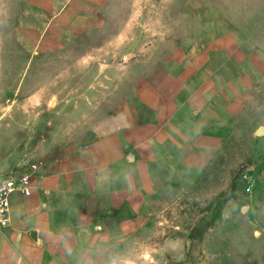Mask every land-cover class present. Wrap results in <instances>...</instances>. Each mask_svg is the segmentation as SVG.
Returning a JSON list of instances; mask_svg holds the SVG:
<instances>
[{
  "label": "crops",
  "instance_id": "crops-1",
  "mask_svg": "<svg viewBox=\"0 0 264 264\" xmlns=\"http://www.w3.org/2000/svg\"><path fill=\"white\" fill-rule=\"evenodd\" d=\"M0 1V89L11 35L29 56L24 80L34 59L78 55L21 101L36 109L54 99L60 111L35 121L49 130L31 156L53 158L43 163L30 196L12 197L0 264H110L149 220V198L221 152L223 106L213 96L225 34L190 50L177 47L153 68L156 47L147 57L126 32L111 40L93 36L100 21L94 15L112 0H23L16 22L9 19L13 0ZM126 77L137 78L135 102L124 94ZM103 121L112 128L87 143L75 138L83 124ZM21 165L14 156L0 171Z\"/></svg>",
  "mask_w": 264,
  "mask_h": 264
},
{
  "label": "rangeland",
  "instance_id": "rangeland-1",
  "mask_svg": "<svg viewBox=\"0 0 264 264\" xmlns=\"http://www.w3.org/2000/svg\"><path fill=\"white\" fill-rule=\"evenodd\" d=\"M22 1L13 0L9 19L14 22ZM94 16L100 21L92 34L99 41L126 32L136 37L143 56L156 47L153 68L177 47L190 50L213 33L225 34L213 96L223 106L218 125L222 150L210 163L180 174L149 198V220L110 264H264V0H112ZM14 36L9 37L5 85L0 89V164L14 156H20L22 165L44 163L53 157L36 160L31 155L49 128L35 121L60 110H54V99L36 109L21 101L78 55L34 59L24 80L30 60ZM136 79L126 77L123 88L133 102L139 89ZM68 110L63 104L61 112ZM111 128L104 121L83 124L75 138L87 143ZM9 171L1 170L0 176Z\"/></svg>",
  "mask_w": 264,
  "mask_h": 264
},
{
  "label": "built area",
  "instance_id": "built-area-1",
  "mask_svg": "<svg viewBox=\"0 0 264 264\" xmlns=\"http://www.w3.org/2000/svg\"><path fill=\"white\" fill-rule=\"evenodd\" d=\"M43 163H26L0 176V231L11 222L12 197L15 194L30 196L35 179L39 176Z\"/></svg>",
  "mask_w": 264,
  "mask_h": 264
},
{
  "label": "water",
  "instance_id": "water-1",
  "mask_svg": "<svg viewBox=\"0 0 264 264\" xmlns=\"http://www.w3.org/2000/svg\"><path fill=\"white\" fill-rule=\"evenodd\" d=\"M262 129L259 130L258 134H262ZM35 235V233L32 234V237Z\"/></svg>",
  "mask_w": 264,
  "mask_h": 264
}]
</instances>
